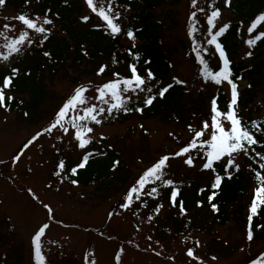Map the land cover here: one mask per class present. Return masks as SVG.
<instances>
[{
    "label": "trees",
    "instance_id": "1",
    "mask_svg": "<svg viewBox=\"0 0 264 264\" xmlns=\"http://www.w3.org/2000/svg\"><path fill=\"white\" fill-rule=\"evenodd\" d=\"M181 2L182 0H115L116 10L121 14L118 22L124 30L139 29L136 32L137 49L142 58L151 59V67L158 79L165 84L170 82L180 62L192 68V73L187 75V87L175 86L170 89L165 99H158L143 114L121 113L114 119L105 121L103 124L105 126H125L126 132L123 135H104L107 139L100 143L94 141L90 145L89 150H96L106 155L91 158L86 168L79 170L75 178L79 180L80 187L91 186L90 199H97L98 203L117 197L110 206L109 212H119L120 209L116 206L122 194L143 168L150 165L158 156L178 150L188 142L190 134L187 131V125L190 123L194 126L199 125L200 118L208 111L210 98L217 92L215 86L211 83L204 85L196 75L198 66L194 64V53H191V42L187 36L188 17L195 9L191 0H188L185 18H182L179 9ZM210 2L211 0H198L197 6L207 8ZM215 3L221 12L228 10L231 14L233 27L221 38V41L232 61L233 71L237 76L246 77L248 85H251V87L247 85L240 92V115L245 120H264L262 115L264 40L258 42L254 49H250L253 55L248 60L238 58L240 47L238 38L241 33L239 22L243 21L245 24L260 12H264V0H231V5L228 7L224 5V0H215ZM6 6L18 14L25 13L33 17L37 14L43 16L46 9H51L49 16L54 19V25L48 26L52 29L51 35L43 47L33 45L25 52L14 56L7 64L5 63V69L8 68L5 75L10 74L11 67H17L19 75L13 81L11 90L5 91L6 97L11 95L15 98L11 102L10 110L5 111L0 108V116L4 118L12 116L16 126L47 124L52 119L54 112L66 99V96H57L54 87L57 81L76 86L90 81L100 83L110 79V72L107 71L103 76L98 77L96 75L98 67L101 64L111 65L113 53L119 60L124 61L126 49L132 43L124 34L112 39L101 28L96 27L103 22L91 13L85 0H6ZM57 13L58 17L54 15ZM86 15L90 19L88 22H83L81 18ZM198 18L201 32L197 33V39L202 41L206 27L205 19L202 13H198ZM179 29L182 33L177 32ZM32 35L35 38L36 34ZM245 38H249L248 34ZM209 48L210 51L205 58L210 67L215 70L217 57L212 54L211 46ZM44 51L51 53V59L43 56ZM84 51H87V56L83 55ZM115 70L123 72V63ZM3 75L0 69V81ZM226 90L227 85L220 89L221 98L218 103L221 106L225 105L228 98L223 94ZM19 101L23 103L20 104ZM25 112L28 113L27 116L24 115ZM141 124L147 130V134L139 127ZM151 124H156L164 131L163 142L152 150H150L148 139ZM169 133L178 137L179 142L169 136ZM65 141L67 142L55 143L60 151L57 152L53 148L48 158L50 176L57 184L59 183L52 176V172L58 161L64 159L66 167L70 168L78 163L82 156L70 140ZM108 145H111V148ZM256 147L257 150L264 151L259 146ZM115 160H119L120 164L112 170V163ZM170 163L169 178L177 182L182 181L177 204L179 205L181 200L184 202L187 216H179L178 207H170L169 192L163 190L157 201L149 200L147 209L134 205L133 209L129 210L131 220L139 218L145 220L150 228L153 225L156 226L154 230L156 237L164 241L178 236L186 238L189 235L200 234L208 238L206 244L208 252L215 248L219 254L229 257L238 249L243 254L237 258L236 264H250L252 259L264 253V246L261 248L260 245H264V228L257 227L264 225V211L253 218L254 239L252 241L246 239L249 205L254 195V188L258 185L253 172L248 168L251 161L247 157L241 155L237 159V163L241 166L240 171L234 172L231 180L226 179L222 183L218 195L213 200V203L218 205L217 212H214L208 203L207 197L210 191L203 194L198 192L200 188L210 185L211 173L201 172L199 161L193 168H188L179 158L171 160ZM253 167L255 168L256 165L253 164ZM64 183L71 185L68 181ZM197 201H202V206L198 207ZM158 202L163 203L164 208L149 223L147 216L151 214L155 203ZM136 211L140 213L139 216L133 215ZM219 228H227L229 233H241L244 243L233 244L232 249L231 244H220L222 238ZM120 241L124 246L123 241ZM58 258L46 259V264H78L75 258H69L63 254H59ZM25 260V245L9 219L5 217L0 221V264H24ZM27 264H35V262L29 259Z\"/></svg>",
    "mask_w": 264,
    "mask_h": 264
},
{
    "label": "snow or ice",
    "instance_id": "2",
    "mask_svg": "<svg viewBox=\"0 0 264 264\" xmlns=\"http://www.w3.org/2000/svg\"><path fill=\"white\" fill-rule=\"evenodd\" d=\"M85 3L91 13L98 16L103 22L96 27L101 28L112 39L124 34L128 40L132 41L131 46L126 49L124 61L119 60L117 55L113 53L111 65L101 64L96 71L98 77L103 76L106 71L110 72L111 78L100 83L90 81L86 84L77 85L54 112L47 125L31 136L23 144L22 149L18 150L12 158V163H17L24 155V150L39 141L41 137L54 136L59 142H63L67 137L75 145V148L82 153V156L79 162L70 168L66 167L64 159H60L52 172V176L59 184L68 181L73 186H79V180L75 177L78 176L79 170L86 168L91 158L97 155H106V153H100L96 150H89L94 141L100 143V141L107 139L103 134H99L97 138V126L102 127L105 121L114 119L121 113L125 115L132 112L143 114L158 99H165L170 89L175 86L187 87V81L175 75L166 84L157 78L156 72L151 67V59L142 58L137 49L136 32L139 29L129 28L124 30L118 22L121 14L116 10L115 0H85ZM191 4L195 10L188 17L187 36L191 42V53H194V64L198 66L196 75L204 85L211 83L215 86L217 92L210 98L208 111L200 118L199 125L194 126L191 123L187 125V131L190 134L188 142L179 147L178 150L158 156L150 165L143 168L130 182L116 207L123 211L133 209L134 205L147 209L149 200L157 201L161 197L162 191L167 190L169 192L170 207H178L179 216H187L184 202L181 200L179 205L177 204L178 197L181 194L182 181L177 182L169 178L171 175L170 162L179 158L188 168L196 167L197 161H199V170L211 173L210 185L200 188L198 192L203 194L210 191L207 200L211 209L217 212L219 210L218 205L213 203V200L218 195L222 183L226 179L231 180L233 173L240 171L241 166L237 163V159L243 155L251 161L248 168L253 172L258 182V185L254 188V195L249 205V215L247 217L246 239L252 241L254 239L253 218L264 211V174H262L264 173V151H259L256 147L259 146L260 149H264V120H245L239 112L240 92L237 81L242 80L243 77L235 75L232 61L221 41V38L233 25L228 22L218 26L217 22L220 20L222 13L220 8L216 6L215 0H211L207 4V8L198 7V0H191ZM224 5L226 7L230 6L231 0H224ZM4 6H6V0H0V8ZM51 12V9H46L43 16L37 14L33 17L29 14L20 13L12 17L11 19L19 22L22 27L18 34L11 36L9 33L17 32L15 26L11 23H4L2 25L4 31H0V39L3 40V43H0V62L7 64L14 56H18L25 51L26 46L43 47L52 31L48 26L54 25V19L49 16ZM198 13L203 14L206 25L202 41L197 39V33L201 32ZM54 15L58 17V13ZM81 19L83 22H88L90 17L86 15ZM5 20H9V18L5 17ZM262 24H264V12L257 14L246 28L249 38L244 40V43L249 49H254L258 42L264 40V31H258L259 26ZM239 28H244L243 21L239 22ZM33 33L36 34L35 38L32 35ZM209 46H211L212 54L217 57L215 70L210 67L208 60L205 58L210 51ZM83 55L87 56V51H84ZM246 55L251 57L253 52L250 50ZM43 56L51 59V53L48 51H44ZM121 63L124 65L123 72L115 70ZM169 67H172V65H169ZM18 75L19 69L11 67L10 74L5 75L0 81V108L5 111L10 110L11 102L15 99L11 95L6 97L5 91L11 90L13 81ZM224 85H227V90L223 94L228 98L225 105L221 106L218 101L221 98L220 89ZM248 87H251V85H248ZM19 103L22 104L23 101H19ZM24 115L27 116L28 113L25 112ZM176 119L178 120V118ZM139 127L147 134L143 124ZM169 136L178 141V137L173 133H169ZM52 147L57 152L60 151L56 144H53ZM108 147L111 148V145H108ZM4 163V161H0V164ZM119 164V160L113 161L112 170H115ZM253 164L256 165L255 168ZM28 171H31V169H28ZM52 186L51 183L46 185L48 188ZM27 191L33 200L39 199L31 188H28ZM41 203L47 210L49 218H51L53 209L49 204L42 201ZM202 204V201H197L198 207ZM163 208V203H155L151 214L147 216V221L151 223ZM118 214L119 212H109L108 219L111 220L113 215ZM133 215L139 216L140 213L136 211L133 212ZM257 227L264 228V225H258ZM48 228L49 224L44 223L32 237L36 264H46V258L42 252V237L45 236ZM139 230L140 228L137 226V231ZM147 240L152 241V236H147ZM128 243H132V241L129 240ZM155 243L159 244V241ZM194 243L196 248L200 247L199 240H195ZM149 249L154 251L156 256L161 255L160 251L151 248V243L146 250ZM123 251L124 249L121 247L116 253V264H120ZM185 255L192 260L199 259L194 255L192 247L187 248ZM168 259L174 260L175 257H168ZM85 264H96L94 259L89 260L88 253L85 254ZM250 264H264V253H261L258 258L252 259Z\"/></svg>",
    "mask_w": 264,
    "mask_h": 264
},
{
    "label": "rangeland",
    "instance_id": "3",
    "mask_svg": "<svg viewBox=\"0 0 264 264\" xmlns=\"http://www.w3.org/2000/svg\"><path fill=\"white\" fill-rule=\"evenodd\" d=\"M187 8L188 0H182L179 5L182 18H185ZM5 16L15 17L16 15L14 12L0 8V31H4L2 28L4 23H11L15 26L17 32L9 33V35L18 34L22 26L15 20L6 21ZM229 18L230 14L224 12L218 21V25L222 26ZM177 32L182 33V30L179 29ZM0 43H3L2 39H0ZM247 52L248 46L240 43L238 58L246 56ZM189 73H192V68L186 67L184 62H180L174 75L187 81ZM245 85L246 82L242 81L240 88H244ZM54 87L57 96L63 94L66 96L70 94L72 89V87L61 81H57ZM262 115H264V110ZM2 122H7L11 126L4 125ZM40 126H16L14 118L0 116V160L8 158L11 150ZM4 128L5 131H8L6 135L2 133ZM150 129L148 139L150 150H152L163 142L164 131L156 124H151ZM125 132L126 127L119 125H103L96 128L97 137L99 134L123 135ZM133 137L136 138V135L133 134ZM53 140H56L54 136L41 137L37 144L31 146L17 163L10 162L3 166V173L6 178L0 176V216L5 215L10 218L12 225L25 244L26 260L24 264H27L30 259L29 240L32 237V235L30 237V234L44 223L49 224V228L46 229L45 236L42 237V251L51 254L53 250L61 249L63 254L68 257L77 258L78 264H85L83 257L88 251L90 261L94 259L96 264H114V254L120 240L124 244L123 264H172V262L173 264L175 262L178 264H201V262H207V264H236L237 258L243 254L236 249L231 257L226 258L214 252V255L212 257L208 256V260H206L204 259L207 257H205L206 251L204 249L206 248L207 238L205 237H200L199 248L195 247V241L185 245L180 238L172 240L169 244H164L162 241V243L157 244L155 242L158 240L153 238L151 234L153 232L149 230L145 220L137 217L136 220H131L129 211L119 210V214L113 215L109 220L108 210L117 198L98 203L97 199H90L92 194L90 189L67 185L58 188L48 179V167L44 161L48 157ZM65 140L70 139L66 137ZM28 169H31V171H28ZM48 183L53 186L51 188L46 187ZM28 188L33 190L39 198L38 200L31 198L27 191ZM41 201L49 204L53 209L52 218H49ZM137 226L140 228L139 231H137ZM86 228H90V230H85ZM96 229L106 230L107 234L115 235L114 239L94 233ZM220 232L222 239L225 240L222 244H233L234 239L239 236L237 232L229 233L227 228L220 229ZM149 235L152 236V241L147 240ZM129 240L132 243H128ZM150 243L152 249L161 252L160 256H156L151 249L146 250ZM260 245L263 248L264 245ZM188 247L194 249V255L199 258L198 260L186 257L185 253ZM230 248L232 249L231 245ZM165 256H174L175 259L171 262L164 259ZM51 259H58V255H53Z\"/></svg>",
    "mask_w": 264,
    "mask_h": 264
}]
</instances>
